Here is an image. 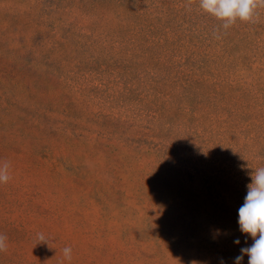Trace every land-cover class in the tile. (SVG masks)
<instances>
[{
	"label": "rangeland",
	"instance_id": "rangeland-1",
	"mask_svg": "<svg viewBox=\"0 0 264 264\" xmlns=\"http://www.w3.org/2000/svg\"><path fill=\"white\" fill-rule=\"evenodd\" d=\"M258 12L0 0V264H235L264 167Z\"/></svg>",
	"mask_w": 264,
	"mask_h": 264
},
{
	"label": "clouds",
	"instance_id": "clouds-1",
	"mask_svg": "<svg viewBox=\"0 0 264 264\" xmlns=\"http://www.w3.org/2000/svg\"><path fill=\"white\" fill-rule=\"evenodd\" d=\"M192 0H188L190 6ZM199 6L223 23L222 29L227 30L235 25L237 20L255 23L259 18L258 9H264V0H199ZM11 179L10 164L0 162V184H6ZM247 194L243 204L238 209V224L241 232L249 234L254 242L241 248V255L235 258V264L248 256V264H264V167H259L251 173ZM258 237V238H257ZM7 236L0 233V252L8 248ZM37 242H48L43 233L37 234ZM239 244V239L234 240ZM63 257L72 260V248L66 246Z\"/></svg>",
	"mask_w": 264,
	"mask_h": 264
}]
</instances>
